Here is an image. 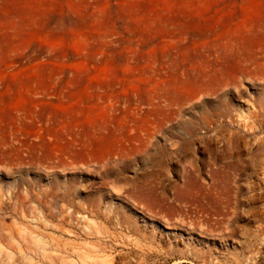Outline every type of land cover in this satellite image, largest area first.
<instances>
[{
    "label": "rangeland",
    "instance_id": "1",
    "mask_svg": "<svg viewBox=\"0 0 264 264\" xmlns=\"http://www.w3.org/2000/svg\"><path fill=\"white\" fill-rule=\"evenodd\" d=\"M0 264H264V0H0Z\"/></svg>",
    "mask_w": 264,
    "mask_h": 264
}]
</instances>
